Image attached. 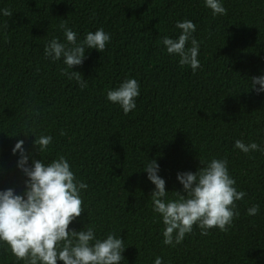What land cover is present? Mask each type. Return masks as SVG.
Listing matches in <instances>:
<instances>
[{
  "label": "trees",
  "instance_id": "obj_1",
  "mask_svg": "<svg viewBox=\"0 0 264 264\" xmlns=\"http://www.w3.org/2000/svg\"><path fill=\"white\" fill-rule=\"evenodd\" d=\"M221 3L227 14L214 16L205 0H0V191H25L20 154L12 151L23 140L29 167L63 156L87 184L84 212L69 231L88 224L98 239L115 233L126 248L121 264L157 257L163 264H264V152L234 147L242 140L264 148V92L251 88L264 75V0ZM6 8L12 16L3 15ZM65 20L78 42L100 28L111 37L103 52L87 49L73 67L83 90L62 74L63 59L44 55L53 38L67 43ZM184 20L195 24L200 44L195 73L162 43L179 37ZM127 79L138 81L140 94L126 115L107 92ZM41 135L52 142L39 154ZM213 158L228 161L235 187L246 193L236 201L239 216L226 232L204 236L194 225L180 244L164 245L146 165L157 162L167 199L175 200L173 192L183 194L177 174L196 173ZM252 205H259L255 216L247 215ZM0 264L25 262L0 242Z\"/></svg>",
  "mask_w": 264,
  "mask_h": 264
},
{
  "label": "clouds",
  "instance_id": "obj_2",
  "mask_svg": "<svg viewBox=\"0 0 264 264\" xmlns=\"http://www.w3.org/2000/svg\"><path fill=\"white\" fill-rule=\"evenodd\" d=\"M205 6L214 16L226 15L227 10L221 0H205ZM4 16H12L10 9L2 10ZM67 43L53 38L44 48V55L53 62L63 59L67 67L63 75L74 79L83 90L87 83L79 72L72 71L81 66L87 49L103 52L111 37L103 28L89 31L82 41H77V33L67 26L60 25ZM181 30L177 39L167 36L162 43L169 55L179 56V64L190 66L193 72L200 68L198 60L200 44L193 36L196 26L192 21L177 22ZM191 47H187L188 43ZM69 69L71 71L69 72ZM256 85H260L256 88ZM251 88L258 94L264 92V75L251 79ZM140 85L135 79L125 80L118 88L108 90L107 100L119 104L127 115L136 108V98ZM64 135V132H61ZM52 142L51 136L35 137L34 146L38 153L44 152ZM24 141L20 140L13 148V154H20L18 167L25 174V191L18 195L13 189L0 191V242L6 244L17 260L25 264H121L125 251L124 240L115 233L105 239L96 238L90 225L79 232L69 231V225L84 212L81 191L87 184L78 180L67 159L61 156L45 165L42 160H33L28 166L30 155L25 154ZM234 147L241 152L261 151L257 143L245 144L236 140ZM144 172L155 185L151 194L153 211L162 217L164 227L163 244L175 247L196 225L201 235L207 236L209 230L218 228L226 232L233 219L239 216L236 201L242 200L246 193L238 191L236 181L230 176L228 161L213 158L206 167L196 173H178L177 180L183 185V194L173 192L177 199L168 200L165 181L158 175L159 165L149 161ZM259 213V205L248 208L247 215ZM154 264H163L157 257Z\"/></svg>",
  "mask_w": 264,
  "mask_h": 264
}]
</instances>
